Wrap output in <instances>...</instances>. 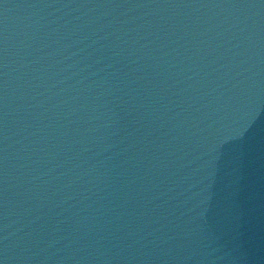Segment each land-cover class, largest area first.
Wrapping results in <instances>:
<instances>
[{
  "label": "water",
  "instance_id": "1",
  "mask_svg": "<svg viewBox=\"0 0 264 264\" xmlns=\"http://www.w3.org/2000/svg\"><path fill=\"white\" fill-rule=\"evenodd\" d=\"M0 264H264V0H0Z\"/></svg>",
  "mask_w": 264,
  "mask_h": 264
}]
</instances>
